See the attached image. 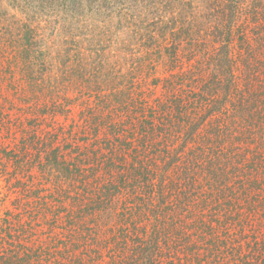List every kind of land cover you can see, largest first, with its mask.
I'll use <instances>...</instances> for the list:
<instances>
[{
    "label": "trees",
    "instance_id": "16d2710c",
    "mask_svg": "<svg viewBox=\"0 0 264 264\" xmlns=\"http://www.w3.org/2000/svg\"><path fill=\"white\" fill-rule=\"evenodd\" d=\"M26 1L81 48L0 44V264H264V0H138L82 85L92 0Z\"/></svg>",
    "mask_w": 264,
    "mask_h": 264
},
{
    "label": "rangeland",
    "instance_id": "374dc122",
    "mask_svg": "<svg viewBox=\"0 0 264 264\" xmlns=\"http://www.w3.org/2000/svg\"><path fill=\"white\" fill-rule=\"evenodd\" d=\"M88 1L90 0H83L84 3H89ZM26 2V0H0V34L3 36V39L0 40V44L3 55H7L12 48H14V42H17L18 46L19 39L24 37L28 32L26 30L27 28H33V35H35V38L40 44L36 45V47L47 48L49 53L55 54L60 49L65 50L70 48L71 51H74L81 48L79 46L71 48L68 44L64 43V38L67 37V31L65 30L66 25L62 19L50 12L48 7L50 6L49 3H41L31 6L26 4ZM140 3L141 2H138V0H92L90 4L93 10H84L86 13L82 15L83 18L75 24L78 33L72 35V39L79 41L82 46L85 42L84 39H88L91 43L94 42L101 45L102 50L96 53H89L83 71V68L79 65H82L83 61V57L79 59V57H81L80 55H82V50L78 51L77 55L79 56L78 59L74 60V64L76 68L75 75L78 77L80 85H82L85 75H88V77L94 82L95 67L97 68L99 64L101 65L103 63L111 62L114 60V55L116 56V59H120L122 65L126 64L130 66V62L134 57H128V55L131 51L137 52V45H135L136 48L131 47L130 45L131 48L129 47L122 50L121 54H117L114 52V46H116V44L113 42L116 39L125 41L128 37H132L131 27L124 28V22L122 26L119 27V22H122L123 20V17L119 16H121L123 12L133 13V11L136 10V7H139ZM100 4L103 6L100 7ZM132 7H135V9ZM137 12L138 11H135V13ZM58 59L59 57H57V60ZM7 61L8 60H5L4 65L10 63ZM8 71H10V69H8ZM95 89L96 88L93 87L92 90L79 91V94H83L81 98L96 99L99 95ZM9 91H12L11 87L7 88L4 92L5 97L10 95ZM72 93L74 96L79 95L76 94L75 88L72 90ZM0 185H4V182L1 180ZM42 234H45V232ZM45 242L47 244L52 242V240L46 238Z\"/></svg>",
    "mask_w": 264,
    "mask_h": 264
}]
</instances>
